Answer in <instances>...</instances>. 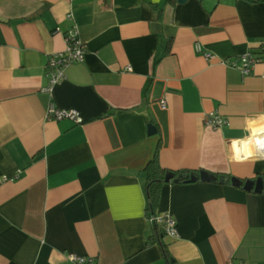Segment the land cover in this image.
I'll return each instance as SVG.
<instances>
[{
	"label": "crops",
	"instance_id": "obj_1",
	"mask_svg": "<svg viewBox=\"0 0 264 264\" xmlns=\"http://www.w3.org/2000/svg\"><path fill=\"white\" fill-rule=\"evenodd\" d=\"M165 1L0 0V264H166L142 172L158 145L167 170L264 175V57L247 77L224 64L264 40V2ZM71 28L83 62L45 94ZM155 214L176 221L174 264H264V192L166 184Z\"/></svg>",
	"mask_w": 264,
	"mask_h": 264
},
{
	"label": "built area",
	"instance_id": "obj_2",
	"mask_svg": "<svg viewBox=\"0 0 264 264\" xmlns=\"http://www.w3.org/2000/svg\"><path fill=\"white\" fill-rule=\"evenodd\" d=\"M65 49L62 52L54 53L48 57L45 67L46 86L42 88V92L50 94L54 86L61 83L65 78V69L69 66L80 64L83 62L86 48L85 45L78 39V33L75 28H71L64 35ZM264 52V40L260 44ZM209 58V54L205 55ZM238 64L224 61V64L235 68L241 76L247 77L251 75L255 65L261 62L260 58L253 55V52L247 51L237 59ZM161 106L164 107V102H161ZM52 121L68 120L74 124H80L81 118L76 111L73 110H58L53 106L48 109V117ZM204 124L212 129H218L226 125L225 119L220 117L217 113L212 112L204 117ZM260 138L264 143V131H260ZM263 153L258 157L264 158V146L260 149ZM4 180V179H3ZM150 223L155 222L159 225L165 236L175 239L178 237L176 221L170 215H158L154 214L149 219ZM67 260L70 264H96L93 259L87 257H77L74 255H68ZM240 264V263H230Z\"/></svg>",
	"mask_w": 264,
	"mask_h": 264
},
{
	"label": "trees",
	"instance_id": "obj_3",
	"mask_svg": "<svg viewBox=\"0 0 264 264\" xmlns=\"http://www.w3.org/2000/svg\"><path fill=\"white\" fill-rule=\"evenodd\" d=\"M176 1L177 0H166L165 3L174 5ZM244 1L250 2L252 4H258V3L264 2V0H244ZM253 55L256 56L257 58H260L262 61L264 57V52L262 50V47L259 46L256 51H253ZM159 150H160V147L158 145L155 149L152 159L147 162V164L145 165L142 171L145 175L144 193H145L146 201H147L145 215L148 220L150 219L152 215L155 214V211L157 209L158 202H159L161 188L162 186L166 184L186 183L189 181L190 175H194L195 177H197L200 173H205L206 175L215 178L216 181L222 177L228 179L229 182L231 180H234L236 183L243 184L245 181H247V179H237L234 177H228L224 175H221V176L212 175V174H209L203 171H171V170L164 169L160 166V163L158 160ZM180 174H184L187 177L185 179H181L175 182L178 179V176ZM166 177L169 178L168 182H165ZM257 177L264 178V175H260ZM198 181L199 180H196V182ZM238 189H241V188H238ZM151 227L153 230V235L148 239L147 245L158 244L162 251L165 263L174 264L173 259L166 251V247L161 243V239L165 236L162 228L159 225H157L155 222H151Z\"/></svg>",
	"mask_w": 264,
	"mask_h": 264
},
{
	"label": "water",
	"instance_id": "obj_4",
	"mask_svg": "<svg viewBox=\"0 0 264 264\" xmlns=\"http://www.w3.org/2000/svg\"><path fill=\"white\" fill-rule=\"evenodd\" d=\"M184 0H178V3H183ZM148 134H155V128L152 125L148 126ZM187 176L184 174H180L178 176V179L175 181H179L181 179H185ZM169 178H165V182H168ZM196 180H199L201 182H209V183H218L220 185H226L230 184L231 186L235 188H241L245 192H253L254 194H261L264 192V178L263 177H257L254 179H250L245 181L243 184L242 183H236L234 180H231L229 182L228 179L226 178H219L217 181L215 178L210 177L206 175L205 173H200L197 177L194 175L189 176V181L190 183L196 182Z\"/></svg>",
	"mask_w": 264,
	"mask_h": 264
},
{
	"label": "clouds",
	"instance_id": "obj_5",
	"mask_svg": "<svg viewBox=\"0 0 264 264\" xmlns=\"http://www.w3.org/2000/svg\"><path fill=\"white\" fill-rule=\"evenodd\" d=\"M256 143H257V144H260L261 142H260V141H257ZM237 158H238V157H237Z\"/></svg>",
	"mask_w": 264,
	"mask_h": 264
}]
</instances>
